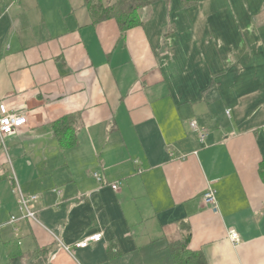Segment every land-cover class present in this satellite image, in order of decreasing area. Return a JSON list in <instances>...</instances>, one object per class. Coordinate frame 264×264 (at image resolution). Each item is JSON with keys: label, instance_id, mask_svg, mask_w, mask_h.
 Wrapping results in <instances>:
<instances>
[{"label": "crops", "instance_id": "1", "mask_svg": "<svg viewBox=\"0 0 264 264\" xmlns=\"http://www.w3.org/2000/svg\"><path fill=\"white\" fill-rule=\"evenodd\" d=\"M85 2L0 0V102L27 116L0 144V264H176L184 225L208 264H264V0L158 1L126 31ZM13 173L38 221L10 223Z\"/></svg>", "mask_w": 264, "mask_h": 264}, {"label": "trees", "instance_id": "2", "mask_svg": "<svg viewBox=\"0 0 264 264\" xmlns=\"http://www.w3.org/2000/svg\"><path fill=\"white\" fill-rule=\"evenodd\" d=\"M158 1L163 0H86L85 5L90 12L93 23L113 18L118 22L121 30L126 31L139 24L140 9ZM182 1L185 5H191L196 0ZM69 121H73L71 116L54 123L57 136L61 140L66 136L67 128L72 125ZM184 228L186 229L184 238L170 245L176 264H208L202 253L189 249L190 232L187 225H184Z\"/></svg>", "mask_w": 264, "mask_h": 264}, {"label": "built area", "instance_id": "3", "mask_svg": "<svg viewBox=\"0 0 264 264\" xmlns=\"http://www.w3.org/2000/svg\"><path fill=\"white\" fill-rule=\"evenodd\" d=\"M7 105L4 101L0 102V144H4L6 136L16 133L21 130V128L27 124V116L25 114H17V113H11L9 112ZM228 113L230 110L227 111ZM191 127L193 130L197 131L199 134L200 141L204 143L206 137H207V131L202 129L196 121L191 122ZM96 178L101 181V177L98 175V173L95 174ZM16 174H12L10 176V182L13 184V191L15 192V195L17 197V202H18V208L20 211L19 216L12 215L10 223L14 224L20 219H32L35 221H38L37 214L34 211V209L31 207L32 202H35L38 200V195L35 194H26L20 184L18 179H16ZM120 187V182H115L112 184L113 189H118ZM215 197V191L210 188L208 189L205 194H204V199L205 202L212 204V205H217ZM239 234L236 230L232 229L229 231V238L233 242H238L240 238ZM103 239V233H96L93 235L88 236L87 238L76 242L74 245L75 248H85L89 246L91 242H98ZM64 247L73 254L71 251V248L69 246Z\"/></svg>", "mask_w": 264, "mask_h": 264}, {"label": "rangeland", "instance_id": "4", "mask_svg": "<svg viewBox=\"0 0 264 264\" xmlns=\"http://www.w3.org/2000/svg\"><path fill=\"white\" fill-rule=\"evenodd\" d=\"M103 1H106V0H103Z\"/></svg>", "mask_w": 264, "mask_h": 264}]
</instances>
